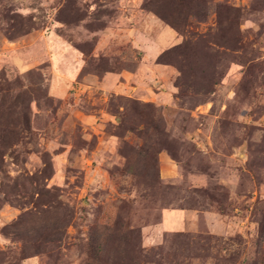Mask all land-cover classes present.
I'll return each instance as SVG.
<instances>
[{
    "label": "rangeland",
    "instance_id": "rangeland-1",
    "mask_svg": "<svg viewBox=\"0 0 264 264\" xmlns=\"http://www.w3.org/2000/svg\"><path fill=\"white\" fill-rule=\"evenodd\" d=\"M0 264H264V0H0Z\"/></svg>",
    "mask_w": 264,
    "mask_h": 264
},
{
    "label": "crops",
    "instance_id": "crops-1",
    "mask_svg": "<svg viewBox=\"0 0 264 264\" xmlns=\"http://www.w3.org/2000/svg\"><path fill=\"white\" fill-rule=\"evenodd\" d=\"M202 212V211H201ZM200 216L204 218L209 228L217 230L220 228L221 221L216 213L211 211H204L199 213L196 210H187L181 208H164L161 212V219L159 222V227L162 230H185L198 228L200 222Z\"/></svg>",
    "mask_w": 264,
    "mask_h": 264
}]
</instances>
